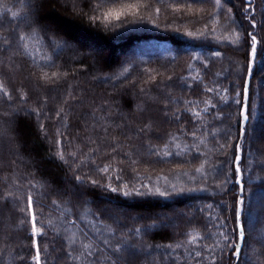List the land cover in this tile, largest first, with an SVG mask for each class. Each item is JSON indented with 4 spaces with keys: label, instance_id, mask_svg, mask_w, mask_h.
<instances>
[{
    "label": "trees",
    "instance_id": "trees-1",
    "mask_svg": "<svg viewBox=\"0 0 264 264\" xmlns=\"http://www.w3.org/2000/svg\"><path fill=\"white\" fill-rule=\"evenodd\" d=\"M93 2L0 0V84L10 95L0 91V264H34V241L42 264H211L204 245L215 264H264V0H107L98 11ZM110 10L125 14L106 18ZM211 104L222 121L204 112ZM28 196L43 235L20 211ZM238 223L236 258L224 236ZM190 233L204 239L189 244ZM81 242L91 258L66 255H80Z\"/></svg>",
    "mask_w": 264,
    "mask_h": 264
},
{
    "label": "snow or ice",
    "instance_id": "snow-or-ice-1",
    "mask_svg": "<svg viewBox=\"0 0 264 264\" xmlns=\"http://www.w3.org/2000/svg\"><path fill=\"white\" fill-rule=\"evenodd\" d=\"M107 2V0H99V3L97 2H93L92 3V10L93 11H98L100 9V7L103 6V4ZM247 2L249 3V5H251V0H247ZM254 11V9H252ZM160 9L157 8L156 9V12H159ZM245 11H247V9H245ZM125 13L123 11H114V10H110L106 13V18H114L116 20H120L121 17L124 15ZM13 15H15V13H13ZM91 19H97V17H91ZM253 26H255V22L253 20ZM203 35V33H201ZM18 35V39L20 41H24L26 39L25 36L23 35ZM189 35H191V33H189ZM249 39H250V48H251V56L254 58L255 55H256V50H257V38L255 35H252L251 33H249ZM9 47L7 41H5L4 43V49L2 50H7V48ZM25 47V50H27V45L24 46ZM213 55L215 56H220L221 53L220 52H216L214 53ZM49 59H51V57H49ZM0 63H2V61H0ZM249 73H251V67H249ZM56 74L53 73V76H55ZM42 78H47V79H51V77H48L47 74L44 75V77ZM0 91H4L3 89V86L2 84H0ZM143 91V89H142ZM205 91L208 92V93H213L215 91L214 88L212 87H207L205 86ZM226 91V90H225ZM4 94L5 96H8V98L10 99V95L4 91ZM217 95V98L220 99L221 101H223V97L220 96L219 93H216ZM185 103H189L188 101H185ZM208 103V102H206ZM237 103H240L239 101H237ZM210 107L213 109L212 112H208V108L206 107L204 109V112L208 113L209 115L212 116V119L213 120H223V114L220 113L217 109H216V105L215 104H211ZM242 109L243 111L240 113L243 121L247 122L248 121V115H247V106L246 105H242ZM35 111V110H33ZM62 111V110H61ZM186 112H189L191 113V115H193L194 117L196 118H199L200 117V114L199 113H195V112H191V109H185ZM57 115H59V113H57ZM174 119H177V121H179V112L177 113H174ZM150 128V125H145V127L143 129H140V133L143 134L144 132H146L148 129ZM103 131L104 132H107L108 129L107 128H103ZM213 138H215V135L216 133L213 132ZM192 135V138L193 140L195 141L196 139H198L196 137V134H195V131H193L191 133ZM5 136V132H4V129H3V126H2V122H0V139H3ZM173 139H175V137H173ZM200 143H204V140H200L199 141ZM59 143V141H58ZM177 149L180 147L179 145H176L175 146ZM221 147H223V145H221ZM165 149H167V145H165ZM151 150H155V146H151ZM191 150L195 151L197 153L198 156H203V153H200L199 151V147L197 144H193L191 146ZM236 151L237 153H241L244 151V149H242L240 146H239V143H237V148H236ZM157 155H159V153L157 152L156 153ZM174 153L172 151H167L165 150L164 151V155L165 156H172ZM176 155H180L179 152H176L175 153ZM73 156H75V154L73 153L72 154ZM241 155H235L233 158H232V161L231 163L233 164L234 166V171L237 172V173H240L241 172V169L239 167V164H238V161L241 160ZM60 159L63 160V155L61 154L60 155ZM98 171H101V172H107L108 171V167L105 166V167H98L97 169ZM197 171H201V169H197ZM119 177H117L118 179ZM74 179H76L77 181H79L80 183H84L85 181L81 179V177L79 176H76L74 177ZM91 183H96L95 181H91ZM113 191H115L116 189H112ZM241 191H243V188L241 187ZM127 194V193H125ZM9 196L11 195V193L8 194ZM160 195H165V193H160ZM3 199H6V197H3V196H0V200H3ZM55 203V202H54ZM237 204L238 206L240 205H243V200H239L237 201ZM208 209H211L212 208V205H207L206 206ZM204 209H201V211H203ZM21 212H24L26 215L29 216V222L31 223V234L35 235L37 233H39L40 235H43V231L42 229H38L36 227V215H35V211L33 210L32 208V197L31 196H28L27 197V209H20ZM237 220L239 221L240 220V209L239 207L237 208ZM209 219L210 220H213L214 218L209 215ZM23 223V221L21 222ZM49 226L51 227V221L49 222ZM66 231V229H65ZM134 233L138 236L140 234V229H134L133 230ZM232 232L234 233V238H229L227 236H224V240L231 245V248H232V253L233 255L236 257V258H239L240 255H241V248H240V245L245 241V236H246V233H245V230H244V224L243 223H238L237 226L235 228L232 229ZM55 235L57 236V238L59 239H63L65 244H67L69 247H71V245L73 244H76L77 243V240H76V236H75V233H73L72 236L70 237H62L60 236V233L59 231H55ZM190 235V239L187 241V243L189 244H195L197 242V240H202L204 239L203 237H201L199 235V233H197L196 235H191V233L189 234ZM216 236V233H209V238H215ZM105 243H107L105 241ZM183 245L181 243H178L176 245L177 248H180L182 247ZM81 247L83 248V251L80 253V255L78 256H73L71 252H67L66 255H68L71 259L73 260H79L81 258L85 259V260H88L89 258H91L93 256V252L91 251V248H92V245L91 244H84L83 242H81ZM169 248H171L172 246L169 245L168 246ZM214 247H219V241L216 242V245ZM204 249L209 251V254L211 256V264H215V253L213 251L212 248H210L208 245H204ZM34 250H35V255L31 257V260L34 262V264H42V261H41V255H40V248H39V244L36 243L34 241ZM118 250V249H117ZM222 251V249H221ZM190 256L194 257V258H200L202 261H208L209 260V257L207 256H202V252L201 251H195V252H192V253H189ZM179 257H175L174 259H178ZM56 264H58V261L56 262Z\"/></svg>",
    "mask_w": 264,
    "mask_h": 264
},
{
    "label": "rangeland",
    "instance_id": "rangeland-1",
    "mask_svg": "<svg viewBox=\"0 0 264 264\" xmlns=\"http://www.w3.org/2000/svg\"><path fill=\"white\" fill-rule=\"evenodd\" d=\"M247 1V0H246ZM252 1V0H251Z\"/></svg>",
    "mask_w": 264,
    "mask_h": 264
}]
</instances>
